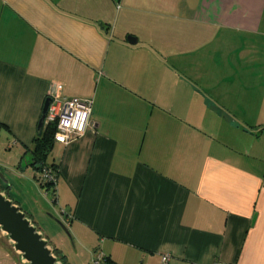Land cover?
Masks as SVG:
<instances>
[{
    "label": "crops",
    "instance_id": "0c3cea01",
    "mask_svg": "<svg viewBox=\"0 0 264 264\" xmlns=\"http://www.w3.org/2000/svg\"><path fill=\"white\" fill-rule=\"evenodd\" d=\"M55 88L92 101L48 162L75 254L264 264V0H0V167L21 184Z\"/></svg>",
    "mask_w": 264,
    "mask_h": 264
},
{
    "label": "rangeland",
    "instance_id": "374dc122",
    "mask_svg": "<svg viewBox=\"0 0 264 264\" xmlns=\"http://www.w3.org/2000/svg\"><path fill=\"white\" fill-rule=\"evenodd\" d=\"M51 151L49 152V154L47 156V159H46L47 162H49L51 160ZM13 152H14L13 150H11L10 152L8 150H6L5 144L0 139V161H2L3 156H7V157L13 156V154H14ZM8 169L10 171H13L15 168H14V166L9 164ZM9 170H7V171H9ZM27 171H28V173H30L31 169L27 168ZM0 173L5 178V179L0 178V186H2L3 188L8 187L6 185L7 183L5 182V180H8V182H9V188H8L9 193H8V195L13 200L16 199L17 195L20 196L19 201L23 205V207L21 206V208L23 209V211L25 213L28 214V217H30L32 219V221L34 222V224L36 225L38 230L41 233H43V237L46 240H48V245L53 250V254L55 256H57V253L55 252L54 247L58 248L59 250H65V251H69V252L72 251L74 253L76 251L75 245H74L75 243L69 238V236L64 232V230L46 214V213H51V214L57 216L63 222V224L66 226L68 231H70L69 225L66 223L64 215L58 209V207H59V206H57L58 204H56V206H57V208H56L54 202H52L51 191H49V190L46 191L45 188H41L39 186L38 181L35 178H33L32 176H30L28 178L29 180L26 182L27 184H23V183L21 184L14 177V174H13V176L5 174L4 169L2 167H0ZM38 176H40V174H38ZM13 179H16V181ZM24 181H25V178H24ZM23 194L25 195L24 200L22 197ZM30 202H32L35 206L38 204H41L42 208L41 207H37L38 209L36 207L32 208L31 206H29ZM59 208L61 209V207H59ZM70 234L72 235L71 231H70ZM0 237L3 238L4 240H6V242L9 245L8 247L11 249V251H14L13 245L9 241L6 233H2L0 231ZM49 241H51L52 244ZM63 242H64L65 246L62 245ZM65 254L67 255L68 253L65 252ZM88 254H86V259H87V257H89L88 258L90 260L89 264H93V255L89 254L90 256H88ZM62 255H64L63 251H62ZM15 256H16V260H17V262H19V264H26L25 261H23L20 258L19 253L15 252ZM79 256H80L79 254H75V253H74V255L70 254V258L68 257L69 261H67L68 264H88V262H86L87 260L85 259V257L82 258ZM60 262H62V261L60 260ZM62 264H63V262H62Z\"/></svg>",
    "mask_w": 264,
    "mask_h": 264
},
{
    "label": "water",
    "instance_id": "95a60500",
    "mask_svg": "<svg viewBox=\"0 0 264 264\" xmlns=\"http://www.w3.org/2000/svg\"><path fill=\"white\" fill-rule=\"evenodd\" d=\"M127 41L131 44L136 43V38L127 36ZM50 102V98H45L41 114L37 123V134H40L43 128L44 117ZM0 178L5 179L1 173ZM6 185L9 182L5 180ZM54 222H56L64 232L73 241L72 235L63 224V222L55 215L46 213ZM0 231L6 233L9 241L13 245L16 253L26 264H62L57 256L53 254V250L48 245V240L43 237L34 222L26 215V213L16 205L6 194L0 190Z\"/></svg>",
    "mask_w": 264,
    "mask_h": 264
},
{
    "label": "built area",
    "instance_id": "2783aa9c",
    "mask_svg": "<svg viewBox=\"0 0 264 264\" xmlns=\"http://www.w3.org/2000/svg\"><path fill=\"white\" fill-rule=\"evenodd\" d=\"M58 91L59 89L55 88L48 95L50 102L45 113L43 126H53L55 130L53 135L54 142L66 145L70 141L84 136L90 127L92 101L76 97H62ZM41 178L46 181L56 180L53 172L47 167L41 170ZM61 213L65 219L68 218L64 211ZM168 260V255L162 256L163 263H167ZM104 262L105 256L101 253H94L93 264H104Z\"/></svg>",
    "mask_w": 264,
    "mask_h": 264
},
{
    "label": "trees",
    "instance_id": "16d2710c",
    "mask_svg": "<svg viewBox=\"0 0 264 264\" xmlns=\"http://www.w3.org/2000/svg\"><path fill=\"white\" fill-rule=\"evenodd\" d=\"M1 127L2 126L0 125V128ZM54 131L55 130L53 126H50V125L43 126L41 133L36 134V136L34 137L32 148L28 150L31 155L30 156L31 157L30 166L31 168H33L35 171L39 172L40 174V176H37V178L35 179L38 181L39 186L41 188H45L46 191L48 190L51 191V199L53 202L55 201V189L54 188H55L56 180L46 181L42 179L41 170L44 167H47L53 172V175L56 179V166L53 163H48L46 161L47 156L49 152L52 150L53 145H54V138H53ZM1 191H3V189H1ZM7 197L11 199L9 195ZM12 201L15 204L17 203L13 199ZM26 215L28 216L27 213ZM54 250L57 253L58 259L63 262L64 256L60 255L59 249L54 247ZM104 264H114V263L111 262L109 258L105 256Z\"/></svg>",
    "mask_w": 264,
    "mask_h": 264
}]
</instances>
